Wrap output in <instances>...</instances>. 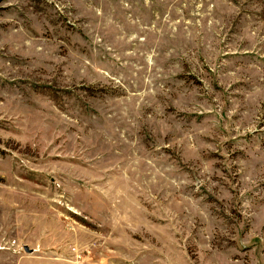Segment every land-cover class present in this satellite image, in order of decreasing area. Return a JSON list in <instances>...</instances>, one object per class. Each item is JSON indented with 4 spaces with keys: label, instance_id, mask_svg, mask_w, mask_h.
Returning <instances> with one entry per match:
<instances>
[{
    "label": "rangeland",
    "instance_id": "1",
    "mask_svg": "<svg viewBox=\"0 0 264 264\" xmlns=\"http://www.w3.org/2000/svg\"><path fill=\"white\" fill-rule=\"evenodd\" d=\"M0 264H264V0H0Z\"/></svg>",
    "mask_w": 264,
    "mask_h": 264
},
{
    "label": "water",
    "instance_id": "2",
    "mask_svg": "<svg viewBox=\"0 0 264 264\" xmlns=\"http://www.w3.org/2000/svg\"><path fill=\"white\" fill-rule=\"evenodd\" d=\"M26 250H27V251H30V249H29L28 247H26Z\"/></svg>",
    "mask_w": 264,
    "mask_h": 264
}]
</instances>
